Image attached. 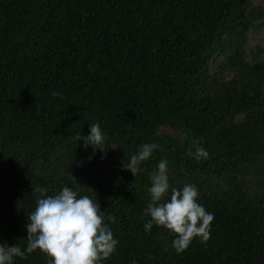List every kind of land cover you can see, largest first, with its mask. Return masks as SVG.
I'll use <instances>...</instances> for the list:
<instances>
[{"label": "trees", "instance_id": "trees-1", "mask_svg": "<svg viewBox=\"0 0 264 264\" xmlns=\"http://www.w3.org/2000/svg\"><path fill=\"white\" fill-rule=\"evenodd\" d=\"M263 30L264 0H0V243L24 249L36 190L70 185L114 217L100 264H264ZM94 122L100 151L75 139ZM194 140L207 157L187 155ZM142 143L160 147L135 177ZM162 158L214 214L180 254L143 228Z\"/></svg>", "mask_w": 264, "mask_h": 264}, {"label": "clouds", "instance_id": "clouds-1", "mask_svg": "<svg viewBox=\"0 0 264 264\" xmlns=\"http://www.w3.org/2000/svg\"><path fill=\"white\" fill-rule=\"evenodd\" d=\"M53 97L62 94L53 92ZM85 148L102 149L107 139L100 123L89 124L88 135L77 134ZM194 150L187 153L197 160L207 157L206 149L198 140L192 141ZM158 143H142L123 167L135 177L143 169L142 162L148 161L158 150ZM115 149V147H113ZM147 187L149 203L145 214L150 217L143 228L150 232L153 226L164 228L173 236L172 248L180 254L194 239L207 241L214 214L198 202V189L193 184L182 188L171 187L168 174V160L160 159L149 173ZM36 197L35 207L27 213V246H9L0 243V264H14V258H26V254L39 250L48 259V264H100L116 250L119 241L114 238L110 223L114 217L104 215L97 200L89 195H78L73 186L65 185L54 195H45L42 190ZM168 199L165 196L168 193ZM135 264V261H133Z\"/></svg>", "mask_w": 264, "mask_h": 264}, {"label": "rangeland", "instance_id": "rangeland-1", "mask_svg": "<svg viewBox=\"0 0 264 264\" xmlns=\"http://www.w3.org/2000/svg\"><path fill=\"white\" fill-rule=\"evenodd\" d=\"M262 33H264V30H263V32ZM256 39L254 40V41H257V36H254Z\"/></svg>", "mask_w": 264, "mask_h": 264}]
</instances>
